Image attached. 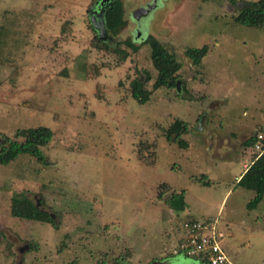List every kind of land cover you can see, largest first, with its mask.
I'll use <instances>...</instances> for the list:
<instances>
[{"label":"rangeland","instance_id":"374dc122","mask_svg":"<svg viewBox=\"0 0 264 264\" xmlns=\"http://www.w3.org/2000/svg\"><path fill=\"white\" fill-rule=\"evenodd\" d=\"M257 1L168 0L145 22L141 38L181 65L177 92L153 89L132 0H122L118 52L95 46L94 0H0V148L23 141L20 130L53 132L46 166L29 156L0 165V264H205L175 252L182 224L207 218L230 264H264V196L248 209L254 193L236 185L257 155L246 141L264 134V27L233 21ZM203 46L193 66L185 51ZM143 72L151 95L140 105L130 82ZM176 120L188 126L186 149L165 138ZM182 191L175 212L166 201ZM14 198L53 224L12 216Z\"/></svg>","mask_w":264,"mask_h":264},{"label":"trees","instance_id":"16d2710c","mask_svg":"<svg viewBox=\"0 0 264 264\" xmlns=\"http://www.w3.org/2000/svg\"><path fill=\"white\" fill-rule=\"evenodd\" d=\"M95 1V0H94ZM90 10V8H89ZM88 10V12H89ZM105 26L108 32L117 37L119 30L124 26V16L121 4L118 1L112 2L106 9L104 14ZM233 21L241 26L249 28L264 27V0L251 3L249 7H244L234 17ZM96 34V31L92 27ZM97 49L108 50L112 46L102 42L97 34L95 35ZM136 52L137 47L130 40L121 42ZM143 44L150 48V58L157 75L153 84V89L159 88L176 89V83L179 81L177 73L181 68L180 63L175 55L169 52L157 39L147 36L143 40ZM118 46V44H117ZM117 46L112 47L113 51H117ZM208 48H189L185 51V55L193 66H199L202 59L207 54ZM124 54V52H122ZM145 77L140 79L136 77L130 82V96L138 104L143 105L149 101L151 92L145 88V84L150 80V75L145 73ZM189 132L188 126L181 120H176L165 132L166 140L171 144L186 149L187 143L183 136ZM23 141H11L9 138L4 139V143L0 148V165H8L20 156H29L39 164L46 166L48 164L43 148L47 147L52 140L53 132L46 127H36L31 129L20 130L16 133ZM256 137H251L246 141L245 145L253 148ZM236 185L254 193L253 199L247 204L248 209H253L264 196V151L258 156L255 155L245 171L240 175ZM162 194V193H161ZM184 191L179 194H172L166 201L170 209L175 212H181L185 209ZM160 196V195H159ZM11 215L14 217L46 222L53 224L50 214L43 212L37 208L27 198H14L11 202Z\"/></svg>","mask_w":264,"mask_h":264},{"label":"built area","instance_id":"2783aa9c","mask_svg":"<svg viewBox=\"0 0 264 264\" xmlns=\"http://www.w3.org/2000/svg\"><path fill=\"white\" fill-rule=\"evenodd\" d=\"M253 149L258 156L264 151V134L257 135ZM216 223L211 218L184 222V238L175 255L182 254L205 264H230L221 248L222 234L216 230Z\"/></svg>","mask_w":264,"mask_h":264},{"label":"flooded vegetation","instance_id":"af4514ba","mask_svg":"<svg viewBox=\"0 0 264 264\" xmlns=\"http://www.w3.org/2000/svg\"><path fill=\"white\" fill-rule=\"evenodd\" d=\"M115 1H118L121 4L122 9H123V16H124L125 15V6L123 7L124 4L122 3V0H113L112 2H115ZM132 1L136 3L135 8L130 12V21L134 25V29H133L132 33L134 34L135 39H143L144 40V37L141 38V34H142L143 27H145L144 26L145 22L147 24H149L150 19L153 17L154 13L156 11L162 9L168 0H132ZM109 5H108V3H104L103 6H100V2H98V0H95L93 5L90 7L88 15L90 16V13L92 12V15L95 18L96 22H99V20L101 19V17L98 14L99 10L101 8H104L106 11V9L109 7ZM137 9L147 10V12H144L141 10L140 13H138L139 17L136 18L133 16V13ZM103 18H104V16H103ZM96 34H97V32H96ZM108 35L112 37L111 40L105 41V43H107L108 45L113 46L116 42L121 41L119 37H113L109 32H108Z\"/></svg>","mask_w":264,"mask_h":264},{"label":"water","instance_id":"95a60500","mask_svg":"<svg viewBox=\"0 0 264 264\" xmlns=\"http://www.w3.org/2000/svg\"><path fill=\"white\" fill-rule=\"evenodd\" d=\"M112 1L113 0H98V2H100V6H103L104 3H108V5H109ZM249 6H250V4L248 3V6L247 7H249ZM141 10L144 11V12H147V10L137 9L133 13V16L136 17V18L139 17L138 16V13H140ZM104 13H105V9L104 8H101L99 10V13H98L99 16L101 17V19L99 20V22H96L95 18L92 15V12L90 13V16H89L90 21H91V24H92V27L97 32L98 38L101 41H103V42L109 41V40L112 39V37L108 35V31H107V29L105 27V21H104V18H103ZM179 85H180V82L178 81L176 83V90H177V92L180 91V86ZM200 126H201V123L198 124L197 128L201 130V127ZM150 264H170V261L169 260H156V261H154V262H152Z\"/></svg>","mask_w":264,"mask_h":264},{"label":"crops","instance_id":"0c3cea01","mask_svg":"<svg viewBox=\"0 0 264 264\" xmlns=\"http://www.w3.org/2000/svg\"><path fill=\"white\" fill-rule=\"evenodd\" d=\"M245 171V170H244ZM239 178H240V176L239 177H237V181L239 180ZM166 260V259H165Z\"/></svg>","mask_w":264,"mask_h":264}]
</instances>
